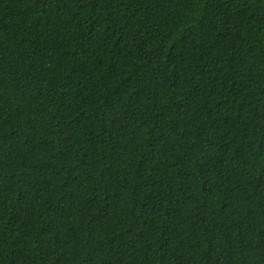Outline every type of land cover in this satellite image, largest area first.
Listing matches in <instances>:
<instances>
[{
	"label": "trees",
	"instance_id": "obj_1",
	"mask_svg": "<svg viewBox=\"0 0 264 264\" xmlns=\"http://www.w3.org/2000/svg\"><path fill=\"white\" fill-rule=\"evenodd\" d=\"M0 264H264V0H0Z\"/></svg>",
	"mask_w": 264,
	"mask_h": 264
}]
</instances>
